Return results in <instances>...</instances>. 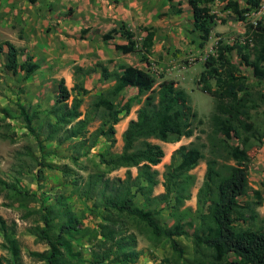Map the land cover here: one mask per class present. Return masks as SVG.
<instances>
[{
	"label": "trees",
	"instance_id": "16d2710c",
	"mask_svg": "<svg viewBox=\"0 0 264 264\" xmlns=\"http://www.w3.org/2000/svg\"><path fill=\"white\" fill-rule=\"evenodd\" d=\"M216 1L238 20L244 21L245 35L252 43L249 46L248 42L229 44L218 40L197 79L201 91L214 99L210 117L212 134L217 136V144L233 164L218 166L216 158L206 160L204 180L196 195L197 208L187 219L192 209L184 207L180 211L179 208L191 196L195 176L190 170L204 155L200 147L192 143L176 148L162 173L164 191L153 194L159 183V172L153 167L165 154L161 145L151 140L178 141L182 136L194 134V122L201 123L202 120L189 104L187 92L173 80L163 79L156 84L150 72L133 65L122 64L117 72L100 65L101 76L114 83L97 95L90 109L83 114L81 95L88 90L83 84L75 83L72 87L75 94L72 95L61 77L57 82L55 103L49 109H31L21 104L17 107L25 128L40 144L55 142L61 145L74 141L75 160L90 152L100 137L111 146L115 142V125L122 114L128 115L133 103L141 105L136 110V117L129 121L122 133L121 151L115 154L100 152L99 162L104 170L88 174L81 188V196L93 200L90 211L95 212L101 221L94 227L86 226L83 214L75 212L63 197L57 198L55 203L41 208L40 223L32 229L36 239L47 248L33 251L31 256L44 264H82V253L75 250L73 244L77 238L84 237L91 242L90 264H132L140 255L138 233L155 246L168 244L171 254L162 259V264H264V219H259L257 211L263 205L264 197L254 190L252 198L239 199L248 194L251 142L260 143L264 138V130L255 123L251 112L256 106L253 96L264 102L261 89L255 91L257 87H264V19L254 23L245 21L244 15L256 10L262 0H246L243 7L238 0H188L200 46L209 40L217 20L226 22L212 11ZM142 30L145 34L139 46L142 59L147 60L146 55L154 46L156 30L146 26ZM113 32L126 40L116 46L118 49L124 52L136 49L135 33L124 23L120 24L119 30L113 28L105 34L103 39L110 38ZM233 50L240 62L251 68L253 80L242 74L232 62ZM1 52L5 54L4 68L12 74L21 70L25 77H29L38 68L28 53L20 62L19 55L24 48L9 40H0ZM127 86H135L137 93L121 103L120 96ZM91 111L95 112L99 124L89 132V124L95 117L89 114ZM36 119H41L38 131L33 125ZM232 138L236 139V144L229 142ZM133 167L136 168L135 175L131 171ZM120 168H126L124 177L107 175ZM7 187L15 194L28 195L14 184ZM138 196L142 198L141 206L135 202ZM163 209H168L173 219L169 225L160 220ZM15 225L0 215V232L10 253L7 264H20ZM181 237L192 245L190 259L179 241ZM0 264H4L1 258Z\"/></svg>",
	"mask_w": 264,
	"mask_h": 264
},
{
	"label": "rangeland",
	"instance_id": "374dc122",
	"mask_svg": "<svg viewBox=\"0 0 264 264\" xmlns=\"http://www.w3.org/2000/svg\"><path fill=\"white\" fill-rule=\"evenodd\" d=\"M238 1L242 7L246 5V0ZM164 2H166L165 5L167 4L166 7L163 5ZM154 3V8L159 11L158 17L162 19L161 27L163 29L156 43L157 51H151L150 54L146 55L147 60L142 59L143 53L140 51L139 46L140 36L145 34L142 25L137 24L134 30L135 40L137 41L134 51L124 52L116 47L118 44L126 43V40L118 33L113 32L110 38L103 39L104 35L113 28L119 30L121 22L99 34L97 38L98 46L100 49L103 48L107 55L119 60L112 72H117L122 64L137 63L141 60L155 77L156 84L163 79L173 80L187 92L189 104L197 112L198 119L202 120L201 123L194 122L195 131L191 137L162 144L165 155L161 162L153 167L159 172V183L153 190V194H158L164 191L162 173L171 162V155L174 151L172 149L168 152V148L179 146V144L190 145V143L200 147L204 158L190 170V173L195 176L191 196L179 208L181 211L184 207H190L192 211L187 216V219H190L197 208L196 195L204 180L206 160L216 158L218 166L233 164V161L227 158L222 148L217 144V136L212 134L210 117L214 109V99L201 91L197 79L204 68L206 58L214 52L218 40L229 44L248 42L249 46H252V43L250 38L245 35L244 21L238 20L230 11L224 10L223 4L218 1L212 5V11L217 16L225 18L226 22L221 23L217 20L214 23L210 38L203 46H200L199 33L193 27L192 12L188 0H162V3H160V0H154ZM263 3L264 0L261 1L256 10L245 13V21L255 23L258 20H263ZM178 10L180 11L177 12ZM159 20L157 19V21ZM125 26L129 28L126 24ZM154 28L156 29V27ZM6 30L11 32L9 29ZM43 32L46 33V36L36 38L37 43L34 47L30 48L27 45L21 47L24 48V52L19 55L20 62L25 60V54L28 53L32 56L31 60L38 64V68L29 77H25L21 70H18L16 74L6 70L4 68L5 54L0 53V215L9 224H16L14 236L18 239L20 245V264H44L30 255L33 251H42L47 248L46 244L36 239L32 229L40 223L41 208L55 203L57 198L63 197V201L75 212L83 214V222L86 226L91 228L101 221L95 212L90 211L89 208L92 206L93 200H85L81 196V188L88 174L104 170V166L99 162L98 154L100 152L115 154L120 152L122 148V143L120 140L117 141L116 137L111 146L101 140V142L96 143V146L90 152L82 154L75 160L76 153L72 148L74 141H67L61 145H57L55 142H42L40 144L35 135L29 133L25 128L19 117L18 104L31 109H49L52 105L48 106L52 102L55 103L57 97V82L60 78L56 76L65 73L69 66L74 74L80 73V70L77 69L80 68L79 65H73L74 61L66 58L69 56V52L74 51L72 49H77L79 59L86 54V51L83 50L85 44L82 40L87 38L82 30L77 38V45L72 46V48L66 46L65 42L61 41L58 36H50L52 32L50 26ZM7 36L8 33L2 31L0 40H9ZM14 44L16 45V43ZM43 46H45V49ZM48 47H52V50ZM79 49L82 51L79 52ZM231 60L238 66L242 74L253 80L251 68L240 62L235 50L231 52ZM55 67L58 68L57 71L54 70ZM91 69L93 68L87 67L84 71ZM67 83L72 91L69 79H67ZM77 83L80 86L83 84L82 80ZM212 84H214L213 80ZM258 89H261L264 93V87H257L255 91ZM74 94L75 91H72V95ZM81 96L83 103L80 109L89 110L91 102L97 95H87L86 93ZM127 96L128 92L124 93L120 102H124ZM253 99L256 103L254 109L251 110L253 120L256 124L261 125V130H264V102L259 101L256 96H253ZM140 105L133 103L131 109L133 110ZM42 106H45V108L41 109ZM133 113L136 112H129L128 115L131 116ZM89 114L95 116L93 111ZM98 124L99 120L95 116L89 124V132H92ZM33 125L37 131L40 130L41 119L34 120ZM229 142L232 144L237 143L235 138L230 139ZM259 153L263 158L260 162L256 160L255 163L254 161ZM248 154L250 156L248 168L249 189L247 196L239 198L241 201L252 198L254 190H258L264 197V138L260 143L252 141ZM46 164H50L52 167L49 168ZM125 170L126 168L116 169L107 175L110 177H124ZM131 171L133 175L136 174V168H131ZM9 184L16 185L23 192H27L28 195L15 194L7 187ZM135 202L141 206L142 198L138 196ZM161 206H164V204ZM257 211L260 216L259 219H264V203L257 208ZM160 220L166 225L173 222L168 209L162 210ZM136 234L137 250L140 251V255L137 261L132 264H162V259L170 256L171 249L168 244L155 246L147 241L144 236ZM179 241L186 249L187 258L190 259L192 257L191 243L183 237L179 238ZM90 243L84 237H79L73 244L74 249L80 250L82 253L84 259L82 264H90ZM0 258L4 264H7L10 258V253L4 245L1 232Z\"/></svg>",
	"mask_w": 264,
	"mask_h": 264
},
{
	"label": "crops",
	"instance_id": "0c3cea01",
	"mask_svg": "<svg viewBox=\"0 0 264 264\" xmlns=\"http://www.w3.org/2000/svg\"><path fill=\"white\" fill-rule=\"evenodd\" d=\"M160 3H162V0H160ZM165 3L163 4L164 7L167 6ZM154 4V0L151 2L150 0H0V34L2 31H6L8 33L7 38L13 44L16 43V45L14 44L15 46L25 47L27 45V47L32 48L37 43L36 38L45 37L46 33L43 31L50 26L52 31L50 36H58L61 41L65 42L66 46L72 48V46L77 45V38L81 34V30H85L83 33L87 39L82 41L85 44L83 45V50L86 51V54L79 59L78 50L72 49L74 51H70L69 56L66 57L68 60L74 61L73 65H79L81 68L80 73L74 74V71L69 66L65 73H61L56 77L64 78L69 89L71 88L67 83V79L71 81L72 87L75 83L82 80L84 88L89 91L87 95H99L114 83V81L105 80L101 76L100 65L107 67L109 71H113L112 69L119 63V60L107 55L103 48H99L97 39L99 34L115 27L120 22H124L132 31L135 30L137 24L156 27L152 51H157L156 43L163 28L161 27L162 19L158 17L159 11L154 8ZM157 19L160 20L157 21ZM142 37L140 36L141 39ZM20 38L22 39L20 40ZM43 48L45 49V46ZM48 48L52 50V47ZM80 51L82 50L79 49ZM127 65H133L150 72L141 60ZM87 67L93 69L85 72L84 69ZM57 69V67L54 68L55 71ZM126 92H128V96L125 100L134 96L137 93V88L135 86H127L120 97ZM53 103H50L48 107L53 105ZM44 108L45 106L41 107V109ZM137 109L138 107L131 109L132 111L130 110V112H136ZM80 110L85 112V109L82 110L81 108ZM135 117L136 113L131 114V116H123L122 114L121 119L115 125L117 141L120 140L122 143V133L129 121ZM184 138L189 137L182 136L178 141ZM101 140L104 143H108L104 137L98 139L99 142ZM151 140L161 145V147L162 144L167 143L154 138ZM179 146L176 147L178 148ZM176 147L170 146L168 152L172 149L175 150ZM261 158L263 156L260 153L257 154L254 162L256 163V160L260 162Z\"/></svg>",
	"mask_w": 264,
	"mask_h": 264
},
{
	"label": "built area",
	"instance_id": "2783aa9c",
	"mask_svg": "<svg viewBox=\"0 0 264 264\" xmlns=\"http://www.w3.org/2000/svg\"><path fill=\"white\" fill-rule=\"evenodd\" d=\"M263 5H264V3H263Z\"/></svg>",
	"mask_w": 264,
	"mask_h": 264
}]
</instances>
